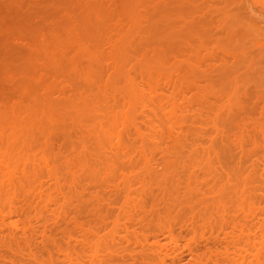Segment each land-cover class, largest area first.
<instances>
[{"label": "bare ground", "instance_id": "bare-ground-1", "mask_svg": "<svg viewBox=\"0 0 264 264\" xmlns=\"http://www.w3.org/2000/svg\"><path fill=\"white\" fill-rule=\"evenodd\" d=\"M192 1L114 0L116 15H78L57 46H37V79L29 46H11L12 71L26 78L21 98L0 103L2 254L38 243L46 264H117L118 248L140 264H182L179 249L198 236L193 264H264V153L242 121L250 87L257 97L264 86V30L246 0H218L213 21L196 20ZM12 3L0 9L1 46L31 29ZM113 15L124 21L115 30ZM252 120L264 140V118ZM179 225L186 241L171 228ZM46 226L74 243L63 250Z\"/></svg>", "mask_w": 264, "mask_h": 264}, {"label": "rangeland", "instance_id": "rangeland-1", "mask_svg": "<svg viewBox=\"0 0 264 264\" xmlns=\"http://www.w3.org/2000/svg\"><path fill=\"white\" fill-rule=\"evenodd\" d=\"M2 3H4V1L5 0H0ZM10 1V3H12V2H15V3H12V5L10 4V6H11V8H14V6L17 8L16 10H19L20 12L19 13H21V11H22V14L23 15H25V14H27V18L29 19V20H31L30 21V25H31V29H29V31L27 30L26 32H29L28 34L29 35H27V33L25 32V34H24V37H23V33L22 34H20V39L19 40H17L18 39V35L19 34H16L15 35V38L14 39H12L13 38V36L11 37L10 36V38H9V40H8V43H9V45H10V48L9 47H7V46H9L8 44H6V42H5V46H3V48H2V46H1V42H0V50L2 51H4V50H6V51H0V76L2 75L3 77H4V79L5 80H3V77H0V80H1V82H0V99H1V101H0V103L2 104V105H8L9 103V105H11V104H13L12 103V101L13 102H15V100H17V98L19 99V94L21 93V92H19V89L21 88H19L18 86H19V84L23 81V80H21V77L24 79V78H26V75L25 76H21V75H23V74H21V73H13L14 71H12V68L11 67H13V65H12V63H11V60L14 58L13 57V55H12V53L9 51V50H11V46H13L14 45V48H16L15 46H17V48H21V49H24L25 47H23V46H26V47H28V48H25L24 50L26 51V52H28V51H31V55L30 56H32V60H34L35 59V61H38L37 59H39L35 54L37 53L38 54V50H40L41 48H42V45L45 43H47V42H50V44H51V42H55L56 41V43H53V44H56L55 46H57V39L61 42L62 41V39H61V36H62V32H59V31H63L62 30V28H67V27H70V28H75V27H78L77 25H78V23L83 19V17L81 18V17H79L80 15L81 16H83L85 13H87L88 14V12L87 11H89V13H91V12H95L98 8H100V9H103V10H101V11H104L103 13H107V10H108V14H118V13H116L117 11V9L115 8L116 7V5H115V7H114V3L116 2H114L113 3V1L114 0H70V1H68V0H49V1H51V2H48V0H8V2ZM12 1V2H11ZM41 1V2H40ZM56 1V2H55ZM81 1H83V2H81ZM108 1V2H107ZM109 1H111V2H109ZM192 1V0H191ZM203 1V2H202ZM218 0H201V2H200V0L198 1V0H195V2L194 1H192V2H194V4H192V3H190V4H192V5H190V6H192L193 8V10H195L196 12L197 11H199V13L197 14H195L196 16H198V18L197 17H195V19L197 20V19H200V16L202 15V17H201V19H204L205 17V20H208L209 19V21H213V20H215V19H211V17L212 18H214L215 16L213 15L214 13H212V11H214V8L215 9H219V8H221L222 7V5H223V3H219V2H217ZM247 1V4H248V10L253 14V16H254V20L256 21V22H258L259 23V26H260V28L261 29H263L264 30V0H254V1H252V0H246ZM0 2V3H1ZM21 2H22V4H21ZM43 2V3H42ZM54 2V3H53ZM61 2V3H60ZM66 2H67V4H66ZM205 2V3H204ZM222 2V1H221ZM2 3H1V6H0V9H2V8H4V6L2 5ZM84 3V4H83ZM90 3V4H89ZM108 3V4H107ZM204 3V4H203ZM15 4V5H14ZM54 4V5H53ZM66 4V5H65ZM69 4V5H68ZM85 4H86V7H85ZM105 4H107V5H105ZM196 4V5H195ZM199 4H201V5H199ZM222 4V5H221ZM49 5V6H48ZM73 5H74V7H73ZM98 5V6H97ZM196 6L195 8H194V6ZM200 7H199V6ZM66 6V7H65ZM82 6V7H81ZM106 6V7H105ZM202 6H206V7H202ZM210 6V7H209ZM50 7V8H49ZM80 7V8H79ZM85 7V8H84ZM112 7V8H111ZM116 9H114V8ZM22 8V9H21ZM31 8V9H30ZM82 8V9H81ZM111 10H110V9ZM205 10H204V9ZM206 8H208V9H206ZM15 9V8H14ZM89 9V10H88ZM112 9H114V11H112ZM198 9V10H197ZM203 9V10H202ZM210 9H212V11L210 10ZM29 10V11H28ZM40 10V11H39ZM63 10V11H62ZM77 10V11H76ZM106 10V11H105ZM209 12H211V13H209ZM24 11V12H23ZM55 11V12H54ZM59 11H61V12H59ZM69 13H68V12ZM73 11H75V12H73ZM82 13H81V12ZM110 11V12H109ZM200 11H201V13H200ZM18 12V11H17ZM27 12V13H26ZM80 12V13H79ZM85 12V13H84ZM115 12V13H114ZM205 14H204V13ZM208 12V13H207ZM57 13V14H56ZM59 13H60V15H59ZM105 13V14H106ZM195 13V12H194ZM48 14V15H47ZM199 14H201V15H199ZM208 14V15H207ZM210 14V15H209ZM29 15V16H28ZM35 15V16H34ZM52 15H53V17H52ZM79 15V16H78ZM86 15V14H85ZM115 15H113V17H112V20H111V22L113 21V24L115 25V23H117L116 21L118 20V23H120L121 21L122 22H124L122 19L119 21V19L121 18L120 16V18L118 17V15H117V17H118V19L115 21V19L116 18H114V16ZM48 16V17H47ZM75 16V17H74ZM78 16V17H77ZM204 16V17H203ZM209 16H211V17H209ZM35 17V18H34ZM86 17H87V15H86ZM86 17H84V18H86ZM208 17V18H207ZM37 18V19H36ZM45 18V19H44ZM66 18V19H65ZM80 18H81V20H80ZM114 18V19H113ZM54 21H53V20ZM56 19V20H55ZM69 19V20H68ZM45 20V21H44ZM71 20V21H70ZM80 20V21H79ZM37 21H38V23H39V25H38V23H37ZM76 21H77V25H76ZM73 22H75V23H73ZM121 22V23H122ZM33 23H35V24H37L36 26H35V24H33ZM57 23V24H56ZM116 24L115 26L113 25V24H111V26H113V28L114 27H117L118 28V25L119 24ZM120 23V24H121ZM51 24V25H50ZM62 24H64V25H66V26H64V27H62ZM70 24V25H69ZM73 26H72V25ZM122 24H124V23H122ZM32 25H34L35 27H33ZM75 25V26H74ZM39 26V27H38ZM41 26V27H40ZM48 26V27H47ZM49 26H50V29H49ZM72 26V27H71ZM121 26H119V28H120ZM40 28V29H39ZM52 28V29H51ZM43 29V30H42ZM116 28H114V30H115ZM35 30V31H34ZM51 30V31H50ZM56 30V31H55ZM53 31H54V33H55V35L57 34V36L59 35V34H61L59 37H60V39L57 37V38H54V37H52L53 35H54V33H53ZM214 31V30H213ZM213 31H212V33H213ZM39 34H38V33ZM40 32H42V33H44V38H43V36H42V38H41V33ZM46 32H49V33H46ZM32 33V36H34L33 38L35 39V41H33L34 39L33 38H31L32 36H30V34ZM51 33H53V34H51ZM211 33V35H212V37H211V35H209L212 39H214V36H216V37H218L217 35H220V32L217 34V35H214L215 33H213L212 34ZM37 34V36H38V38H37V36H35V35ZM49 34H51V36L49 35ZM263 34H264V32H263ZM25 35H27V36H25ZM54 35V36H55ZM50 36V37H49ZM25 37H27V38H25ZM33 39L32 41H31V39ZM47 37L50 39L51 37H52V39H50L51 41H47ZM215 37V38H216ZM22 38H25L26 40H24V39H22ZM29 38V39H28ZM37 38V39H36ZM11 39V40H10ZM43 39L44 40V42L42 41V42H40L41 40ZM54 39V41H52ZM259 39H261V40H259L260 41V43L257 45V49L259 50V52H260V50H264V43H261V41H264V37H261V38H259ZM45 40H46V42H45ZM194 40H197V39H194ZM207 40H209V41H207ZM18 41V42H17ZM24 43H22V42ZM25 41V42H24ZM38 41V42H37ZM19 42H20V45H19ZM195 43V45H197L196 44V42H198V41H194ZM207 42H211L210 41V39L208 38V39H206V41L204 42L205 43V45H207L206 47H207V50H209V43H207ZM16 43H18V44H16ZM37 45H36V44ZM207 43V44H206ZM34 44V45H33ZM48 44V43H47ZM59 44V43H58ZM241 44V47L240 48H242V49H246L247 48V38H245V39H243L242 40V42L240 43ZM19 45V46H18ZM36 45V46H35ZM49 45V44H48ZM48 45H46V49H53V47H52V45H51V48H50V45H49V47H48ZM20 46H22V47H20ZM31 46V47H30ZM37 46H39L40 47V49H37L38 47ZM5 47V48H4ZM44 47V46H43ZM48 47V48H47ZM203 47L204 48H206L204 45H203ZM212 47V44H210V48ZM7 48H9V49H7ZM27 49V50H26ZM32 49V50H31ZM37 49V50H36ZM203 51L205 50V49H202ZM8 51H9V53H8ZM203 51H201V54L204 56V52ZM213 51H217L216 50V48H215V50H213ZM34 53V54H33ZM206 53V52H205ZM216 53H218V52H216ZM3 54H4V56H3ZM2 55V56H1ZM11 55H12V57H11ZM34 55V56H33ZM257 55V54H256ZM8 58V61H6V59ZM10 58H11V60H10ZM5 60V61H4ZM34 61V64H36L37 65V67L35 66V65H33V67L35 68V69H33V70H30L29 72H33V73H29L30 74V79H34V76H35V79H37L36 77V75H38L39 73H40V71H42L40 68H38V67H40L41 66V64H39V61L38 62H35ZM7 62V63H6ZM215 62H216V60H215ZM217 62H218V60H217ZM216 62V63H217ZM41 63V62H40ZM206 64H208L209 63V61H207L206 60V62H205ZM7 64V65H6ZM38 64L40 65V66H38ZM5 67H7L9 70H10V68H11V70L9 71V70H7V68H5ZM9 65V66H8ZM10 67V68H9ZM31 67H32V65H31ZM3 68V69H2ZM6 70H5V69ZM38 68V69H37ZM31 69V68H30ZM36 71V73H35V71ZM38 70H40V71H38ZM8 71V72H7ZM2 72H5V73H2ZM7 72V73H6ZM10 72V73H9ZM2 73V74H1ZM35 73V74H34ZM38 73V74H37ZM42 73V72H41ZM7 75V77H6V75ZM9 74V75H8ZM12 74V75H11ZM21 74V75H20ZM31 74H33V75H31ZM40 75V74H39ZM39 75H38V78H39ZM11 76H14V77H12L11 79H10V77ZM16 76V77H15ZM21 76V77H20ZM17 77H20V78H17ZM27 77L29 78V75H27ZM14 80V81H13ZM59 80V79H58ZM63 80V79H62ZM6 81V82H5ZM16 81V82H15ZM21 81V82H20ZM5 82V83H4ZM60 82H62L61 80H60ZM60 82H58V83H60ZM65 83V82H64ZM61 84H59V86H60ZM62 85H64V84H62ZM61 85V86H62ZM66 85V84H65ZM64 85V86H65ZM21 86V85H20ZM60 86V87H61ZM8 87V88H7ZM248 87H250V86H248ZM247 87V88H248ZM254 86H251L250 87V89L252 88V89H254L253 88ZM19 88V89H18ZM13 89V90H12ZM15 89V90H14ZM249 89V88H248ZM250 89H249V93H250V95L248 96L249 97V99H250V102H248L249 101V99L247 100H245L244 99V101L246 102V106L247 107H249V108H247L248 109V111H247V113H246V115L249 113L250 114V118H251V120H250V118H248L247 116H245L244 117V115L245 114H243V116H242V121L244 122V124L247 122L248 123V125H249V127H248V125L247 124H245L246 125V127H247V129L249 130V128H251V126H252V129L251 130H247V132H249L248 134H249V138H251V137H253V139L258 143V142H260V148H262L261 149V154H259V156H262V153H264V140H262V138H261V135H260V133H259V131L253 126V123H254V120H252V118L253 119H256V121L258 120H260V118H264V86L262 87V92H259L258 94H259V96H260V98H259V96H257V94H256V96L257 97H254L255 96V93L254 92H258L257 91V89L255 88L254 90H252L251 89V92H250ZM252 91H254V92H252ZM16 92V93H15ZM19 92V93H18ZM247 92V93H248ZM252 93V94H251ZM17 94V95H16ZM261 94V95H260ZM21 95H22V93H21ZM254 95V96H253ZM253 97V98H250V97ZM16 99H15V98ZM188 97H189V95H188ZM4 98H6L7 100H5ZM13 98V99H12ZM21 98V97H20ZM255 98H257V99H255ZM12 100V101H11ZM8 101H9V103H8ZM11 101V102H10ZM252 103H254L255 105V107H254V110H256V112H254V111H250V108H252L253 109V104ZM258 103V104H257ZM147 111V110H146ZM252 112V113H251ZM249 116V115H248ZM253 116V117H252ZM262 116V117H261ZM246 117L249 119V121H251L250 123H249V121H247V120H245L246 119ZM255 121V122H256ZM253 131V132H252ZM252 133H254V134H252ZM257 133V134H256ZM259 133V134H258ZM250 135H251V137H250ZM253 135V136H252ZM259 135V136H258ZM254 136H256V137H254ZM257 137H258V140H257ZM252 139V140H253ZM57 141V143H56V146L58 145V140H56ZM259 144V143H258ZM248 146H250L249 144H247ZM247 146V147H248ZM264 155V154H263ZM111 206H113V205H111ZM115 206V205H114ZM113 206V207H114ZM117 207L115 206V209H116ZM113 210H114V208H112ZM111 209V210H112ZM112 210V211H113ZM115 211V210H114ZM68 217L69 216H71L72 217V215L71 214H68L67 215ZM66 216V217H67ZM66 217H63V218H66ZM62 218V219H63ZM67 219V218H66ZM68 220H70V218L68 219ZM79 222H82L79 218L77 219ZM61 221L62 220H57V221H54V222H58V223H60V224H58V226L59 225H61ZM65 221H67V220H65L64 219V222L62 223L63 224V226H65L64 224H67V222L65 223ZM84 222V221H83ZM49 223L51 224L52 223V225H53V222L51 221H49ZM56 223H55V225H56ZM48 224V223H47ZM50 224H48V225H50ZM52 225H50V227L52 226ZM68 225L69 226H71V224H69L68 223ZM57 226V225H56ZM55 226V228L57 229V227ZM68 226V227H69ZM47 227V226H46ZM49 227V226H48ZM48 227H47V230H49L48 229ZM62 227V226H61ZM177 227H178V225H177ZM179 227H180V225H179ZM51 228H54L53 226L51 227ZM51 228H50V230H51ZM172 228V230L174 229V231L173 232H175V234L177 235V237L178 238H182V236H184L182 239H184V238H186V237H188V236H186V235H184V233H185V229H183L184 227H180L181 228V230H180V228H175V227H171ZM55 229V230H56ZM49 230V231H50ZM52 231V233L53 232H55V234H57L58 232L57 231H54V230H51ZM50 231V232H51ZM184 231V232H183ZM57 232V233H56ZM179 232V233H178ZM54 234V233H53ZM54 234V237H57V238H59L58 240H57V238H56V241H55V243L57 242V244L59 245V243L61 242L60 240H62L63 238L61 237V235L60 234H57V236ZM74 237L75 236H73V238H71V241H68V240H66V239H63L62 240V245H61V247L63 248V250H65V248H64V246L66 247V243H69L70 245L71 244H73L74 242L72 241V239L75 241V239H74ZM198 237V236H197ZM196 237V238H197ZM196 238H194L193 240H188L189 239V237L188 238H186L187 239V242H186V244L187 243H189V247H187L188 249H186L185 250V248L186 247H182L183 245H185V244H183V245H181L179 248H181V249H179V253L180 254H178L177 253V258H182V260H184L185 258V260H187V261H183L182 262V264H185L184 262H186V264H188V262L189 263H191V264H193V260H194V256H193V251L197 248V249H199V247H201L202 245H201V243H202V241L199 239V238H197V240H200V241H197L196 240ZM65 240V241H64ZM185 240V239H184ZM184 240H183V242H184ZM196 240V241H195ZM186 241V240H185ZM188 241H190L192 244H190V242H188ZM21 242V241H20ZM20 242H18V243H20ZM36 242L37 241H35V244H36ZM66 242V243H65ZM197 242V243H196ZM200 244H199V243ZM33 243H34V241H33ZM32 243V244H33ZM195 243V244H194ZM61 244V243H60ZM194 244V245H193ZM197 244V245H196ZM198 244L200 245V246H198ZM20 245V244H19ZM18 245V249H19V247H21L22 248V246H24V244L22 243L21 245L22 246H19ZM34 245V244H33ZM32 245V246H33ZM191 245V246H190ZM31 246V247H32ZM39 246V248H37ZM42 245L41 244H36V246L35 247H32V249L31 250H33V251H31L29 248V250H30V252H29V250H25V248H27V247H24L23 249H24V252H23V249H19L20 250V252H19V250H18V252L16 251L17 250V248H16V250L14 251L13 249H11V251L10 250H6L7 251V253L9 252H11L10 254L8 253V255L9 256H12V257H7V254H6V251H4L3 252V254L5 253L6 255L5 256H2L3 254L1 253L3 250H1L0 251V261L2 260V258H3V260L1 261V262H3V263H0V264H5V262H9L10 261V259L12 258H14L13 260H14V262H15V264H17V263H19V264H22V263H24V264H30L31 262V264H33L35 261L36 262H38L41 258V261H39L38 263H34V264H40V263H45V261L44 262H42V260H45L46 259V254H45V256H44V253L42 252V247H41ZM123 246H125V247H127L126 245H124L123 244ZM132 246V250L133 249H135L136 250V248H133V244L131 245L130 244V246L129 247H131ZM188 246V245H187ZM193 246H195L194 247V250H191V248L193 247ZM12 247V246H11ZM30 247V248H31ZM41 247V248H40ZM191 247V248H190ZM13 248V247H12ZM50 248H52V247H50ZM67 248V247H66ZM128 248V247H127ZM189 248H190V250H191V252H190V250H189ZM35 249H41L40 251H38V252H36L37 250H35ZM53 249V248H52ZM130 249V248H129ZM193 249V248H192ZM13 250V251H12ZM35 250V251H34ZM182 250V251H181ZM188 250H189V252H188ZM27 253H26V252ZM71 251V250H70ZM113 251V249H111V252ZM117 251L119 252V254L121 255L122 253H120V249L118 248L117 249ZM121 251H123V250H121ZM17 252V253H16ZM23 252V253H22ZM32 252V253H31ZM42 252V253H41ZM115 252V253H114ZM118 252H116V251H113V253L112 254H118ZM133 252V251H132ZM132 252H130V254L132 253ZM182 252V253H181ZM184 252V253H183ZM13 253V254H12ZM14 253H16V256L17 255H20V258L22 257V261L19 259V257H16V258H18V260L16 261L15 259V255H14ZM32 254V256H30L29 254ZM38 253V254H37ZM124 253V252H123ZM127 253V252H126ZM23 254V255H22ZM26 254H28V257H27V255ZM36 254V256L37 257H35V256H33V255H35ZM43 256H42V255ZM69 254H71V252L69 253ZM134 254H135V251H134ZM190 254V255H189ZM22 255V256H21ZM25 255V256H24ZM72 255V254H71ZM104 255H106L105 253H104ZM116 256V255H113L112 257V262H117L118 260L121 262H123V260H124V263H125V261H126V259L128 260V261H126V263L125 264H132V261L133 260H140V261H134L133 262V264L135 263V264H140V262H141V259H140V257L138 256V254H136V256H138V258L136 259V258H134L135 256H133V253L131 254L132 255V257H129V256H131V255H129V256H126L125 254V258L123 257V256ZM187 255V256H186ZM38 256H41V258L39 257V260L37 261V259H38ZM179 256V257H178ZM181 256V257H180ZM25 257V258H24ZM26 257L30 260V263H29V260L28 259H26ZM33 257V258H32ZM120 257H123V259H119ZM9 260H8V259ZM36 258V260L35 261H33L34 259ZM43 258H45V259H43ZM111 258V257H110ZM134 258V259H133ZM8 260V261H7ZM21 262H20V261ZM118 261V262H119ZM129 261H131V262H129ZM11 262H12V264H14L13 263V261L11 260ZM117 262V264H119ZM6 264H9V263H6ZM11 264V263H10ZM46 264V263H45ZM120 264H122V263H120ZM142 264V263H141Z\"/></svg>", "mask_w": 264, "mask_h": 264}]
</instances>
